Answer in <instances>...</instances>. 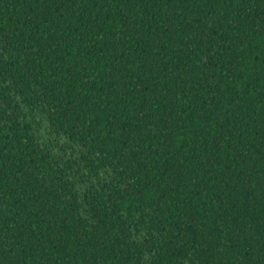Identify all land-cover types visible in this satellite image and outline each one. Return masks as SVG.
I'll return each mask as SVG.
<instances>
[{
    "label": "trees",
    "instance_id": "obj_1",
    "mask_svg": "<svg viewBox=\"0 0 264 264\" xmlns=\"http://www.w3.org/2000/svg\"><path fill=\"white\" fill-rule=\"evenodd\" d=\"M0 264H264V0H0Z\"/></svg>",
    "mask_w": 264,
    "mask_h": 264
}]
</instances>
